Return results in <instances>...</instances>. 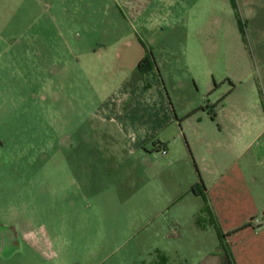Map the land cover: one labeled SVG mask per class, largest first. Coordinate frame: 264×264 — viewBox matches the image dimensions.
Listing matches in <instances>:
<instances>
[{"label": "rangeland", "instance_id": "rangeland-1", "mask_svg": "<svg viewBox=\"0 0 264 264\" xmlns=\"http://www.w3.org/2000/svg\"><path fill=\"white\" fill-rule=\"evenodd\" d=\"M151 77L206 111L173 166L102 119L158 105ZM193 149L243 170L264 223V0H0V264H198L221 240Z\"/></svg>", "mask_w": 264, "mask_h": 264}, {"label": "crops", "instance_id": "crops-1", "mask_svg": "<svg viewBox=\"0 0 264 264\" xmlns=\"http://www.w3.org/2000/svg\"><path fill=\"white\" fill-rule=\"evenodd\" d=\"M144 56L142 55L141 59ZM151 75H154L152 71ZM151 79L156 87L154 97L159 101L158 105H145L135 109L132 114L128 113L131 119L128 123L116 121L112 116L108 118L106 112L102 119L109 123L108 130L106 129L108 135H114L124 149L139 150L141 145L158 137L159 140L154 143L155 148H165L167 154L164 156L168 165L173 166L187 159L184 156L181 158L177 156L178 146H174V143L176 144L181 138L185 139V136L189 139L190 118L199 111L203 114L206 111L200 108L194 112L174 115L173 109L165 103L164 94L156 82V77H151ZM139 84L141 85L142 81ZM109 127L113 132L109 131ZM189 144L191 146L190 140ZM194 153L196 155L194 158L198 163L200 161L201 165L194 161L197 163L199 172L189 174L192 179L185 192L186 194L192 192L193 186L201 179L198 178L200 177L198 174H201L204 180L201 179L203 185H200V189L206 196L210 207L211 223H213L211 227L215 225L214 227L218 228V235H222V239L219 236L221 241L217 251L203 256L198 264H264V223L262 221L258 224L252 222L261 211L257 207L255 195L248 185L243 170L238 165H234L228 171H219L218 167L211 171L206 166H202L206 158L197 155L195 151ZM197 166H195L196 169ZM192 194L204 199L201 195L193 192ZM199 213L195 211L193 215L196 224L202 220L201 213ZM245 224L249 225L242 230L239 229Z\"/></svg>", "mask_w": 264, "mask_h": 264}, {"label": "trees", "instance_id": "trees-1", "mask_svg": "<svg viewBox=\"0 0 264 264\" xmlns=\"http://www.w3.org/2000/svg\"><path fill=\"white\" fill-rule=\"evenodd\" d=\"M149 69H151V64H150V60L149 57L145 56L143 57L138 66H137V73L139 74V76H137L136 80L140 81L142 79V77L144 76L145 73H147L149 71ZM158 150H160L159 148H157ZM200 185H203V183L199 184H195L192 188V192L197 194V195H201L203 196L204 200H205V207L203 209V213H208L210 215V207L208 206V202L206 200V196L204 195V193L202 192V190L200 189ZM249 224H245L243 225L240 229H242L243 227H247ZM220 238L222 239V235L219 234Z\"/></svg>", "mask_w": 264, "mask_h": 264}, {"label": "built area", "instance_id": "built-area-1", "mask_svg": "<svg viewBox=\"0 0 264 264\" xmlns=\"http://www.w3.org/2000/svg\"><path fill=\"white\" fill-rule=\"evenodd\" d=\"M160 151H162V154H163V155L167 154V151H166L165 148H160Z\"/></svg>", "mask_w": 264, "mask_h": 264}]
</instances>
